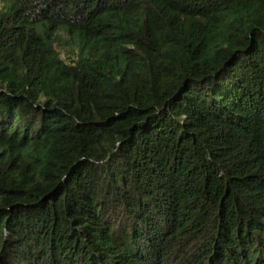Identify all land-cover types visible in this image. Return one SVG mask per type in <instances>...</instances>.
Listing matches in <instances>:
<instances>
[{"label": "trees", "instance_id": "16d2710c", "mask_svg": "<svg viewBox=\"0 0 264 264\" xmlns=\"http://www.w3.org/2000/svg\"><path fill=\"white\" fill-rule=\"evenodd\" d=\"M0 264H264V0H0Z\"/></svg>", "mask_w": 264, "mask_h": 264}, {"label": "rangeland", "instance_id": "374dc122", "mask_svg": "<svg viewBox=\"0 0 264 264\" xmlns=\"http://www.w3.org/2000/svg\"><path fill=\"white\" fill-rule=\"evenodd\" d=\"M63 58H66V54L63 52Z\"/></svg>", "mask_w": 264, "mask_h": 264}]
</instances>
